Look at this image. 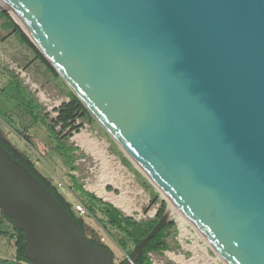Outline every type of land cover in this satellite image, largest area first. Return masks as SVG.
<instances>
[{"label": "water", "instance_id": "water-1", "mask_svg": "<svg viewBox=\"0 0 264 264\" xmlns=\"http://www.w3.org/2000/svg\"><path fill=\"white\" fill-rule=\"evenodd\" d=\"M3 1L220 257L264 264V0ZM0 211L24 231L34 264H137L168 224L163 215L116 263L1 144Z\"/></svg>", "mask_w": 264, "mask_h": 264}, {"label": "rangeland", "instance_id": "rangeland-1", "mask_svg": "<svg viewBox=\"0 0 264 264\" xmlns=\"http://www.w3.org/2000/svg\"><path fill=\"white\" fill-rule=\"evenodd\" d=\"M8 14L13 19L11 14ZM3 22L4 19L0 18V137L11 141L21 151L23 157H29L33 162H37L36 168L39 172L49 178L70 202H75L76 197H83L80 194L83 192L82 189L94 191L90 187L99 184L103 174L107 179L111 175L121 179L120 183L126 188L125 191L109 184L106 188L111 190H106L121 195L115 197L122 201L129 198L131 201L129 205L137 210L133 215L130 214V217L138 221L157 219L158 211L162 203H165L163 215H167L168 224L173 223L166 230L169 233L166 238L168 249L163 254L149 253L152 264H180L178 260L181 258H184L185 262L181 264H227L190 221L178 209L175 211L170 206L97 119L88 122L79 118L75 124L79 126L78 130L62 131L60 125L56 124V118L60 107L69 102L70 87L60 75L50 72L30 47L19 42L13 29H3ZM12 78L20 82L29 97L35 100L38 108L32 111L33 103L29 98L23 102L22 94L16 93L11 87ZM79 134L105 143L109 155L119 161L125 171L118 174L115 164H110L109 168L103 170V163L107 159L103 156L97 157L80 149L76 152H67L69 146H80L75 140ZM134 172L138 178L133 177ZM128 174L132 175V181L126 180ZM74 177L79 186L69 190L64 184L72 185ZM142 182L146 183L148 190L141 186ZM136 186L142 189L141 192L134 191ZM82 218L89 235L113 250L116 263L128 259L129 252L122 250L118 244L123 234L109 224L100 207H95L94 214L88 211ZM6 230L10 235H0V264H6V260L13 264L16 256L13 227L0 211V231Z\"/></svg>", "mask_w": 264, "mask_h": 264}, {"label": "trees", "instance_id": "trees-1", "mask_svg": "<svg viewBox=\"0 0 264 264\" xmlns=\"http://www.w3.org/2000/svg\"><path fill=\"white\" fill-rule=\"evenodd\" d=\"M0 18L4 19L2 23L3 29H13L15 35L17 36L19 42L24 45L30 47L37 57L47 66L50 72L55 75H59L56 70L50 65V63L43 57L40 51L35 47V45L30 41L27 35L21 30V28L14 22V20L10 17V15L5 11H0ZM11 87L14 91L18 94H22L23 102L29 98L31 103H33V109L38 108L35 100L29 97L27 91L22 87L20 82L17 79L11 80ZM69 102L64 103L60 109L58 110V116L56 118V124L60 125L62 131L67 130H78L79 126H75L77 119L82 118L86 119L88 122H94V116L91 112L87 109V107L83 104V102L75 95V93L70 90L69 93ZM54 131V129H53ZM0 144L5 147L14 158L19 160L22 164H24L35 176H37L40 181L46 185V187L54 194V196L58 199L60 204L71 214V216L78 221L80 224L82 231L85 225L84 219L79 217L76 212L74 211L73 204L66 199L63 193L60 192L59 188L52 183V181L45 177L43 174L39 172L36 168L35 162L32 161L29 157H23L21 151L15 147V145L2 137H0ZM61 149H65V147H61ZM70 148H68V151ZM73 150V149H72ZM71 150V151H72ZM72 157L71 155L69 156ZM82 196L84 201L87 203L88 211L91 214L95 213V206L98 201L96 197L86 191L83 190ZM154 203H156V198L154 199ZM107 219L109 224L115 228L117 231L123 234L118 240V244L122 250L129 252L131 255L134 247H136L155 227L158 223L159 219L163 216L165 212V203H162L161 208L158 211L157 219L155 220H143L137 221L133 218L126 217L123 213L114 207L113 205H107L105 209L102 211ZM2 216L5 217L9 222H11L13 227V232L15 236V246H16V256L15 262L13 264H34L31 260L28 259L26 256V237L24 231L16 228L13 223V219L10 217L5 216L2 213ZM2 219V218H1ZM2 222L5 221L2 219ZM173 223H169L165 228L157 233V235L152 238L146 247L144 248L143 255L139 257L137 264H152L150 259L149 253L155 252L158 254H163L165 250L168 249V242L166 238L168 237L169 233L166 232L168 228L172 226ZM0 235H10L9 231H0ZM91 241L93 244L98 245L96 242ZM126 260L122 261L125 262ZM6 264H10L9 260L5 262Z\"/></svg>", "mask_w": 264, "mask_h": 264}, {"label": "crops", "instance_id": "crops-1", "mask_svg": "<svg viewBox=\"0 0 264 264\" xmlns=\"http://www.w3.org/2000/svg\"><path fill=\"white\" fill-rule=\"evenodd\" d=\"M90 136H86L85 134H79V135H77L76 137H75V140H77L78 142H79V144H80V146L79 147H77V146H69L70 147V151L69 152H72V151H77V150H84V151H86V152H90V153H92V154H94L95 156H97V157H101V156H103V157H105V158H107L105 161H104V163H103V170L105 169H107V168H109V165L110 164H115V159L113 158V156H110V155H108L109 153H108V151L106 150V153H105V156H104V154H101V148H103L104 146H106V149H107V145L106 144H103V143H101V142H98L97 140H95V139H92V138H90ZM34 139H36L35 137H34ZM96 141V142H95ZM65 143V142H64ZM100 144V145H99ZM73 149V150H72ZM72 150V151H71ZM97 150V151H96ZM95 151H96V153H95ZM108 153V154H107ZM111 157V158H110ZM113 159V160H112ZM35 162V161H34ZM38 163L37 162H35V165H37ZM115 167H117L116 165H115ZM77 167H75V169H76ZM118 169V167L116 168V170ZM119 170V169H118ZM117 170V171H118ZM116 171V172H117ZM122 172L123 171H125V170H121ZM120 170L118 171V172H120L121 174H122V172H121ZM120 173H118V174H120ZM116 174V173H115ZM133 177L134 178H138V175H137V173H133ZM133 177H132V175H130V174H128V176H127V178H126V180H128V181H132L133 180ZM70 179H71V176H70ZM73 180V179H72ZM74 182L72 183V185H66V184H64V186L66 187V188H68L69 190H74V189H76V187L77 186H79V183H78V181H77V179L74 177V180H73ZM120 181H121V179L120 178H118V177H116L115 175L113 176V175H111L108 179L102 174L101 175V177H100V180H99V184H97V185H93L92 186V189L94 190V191H88V190H85V189H82V190H84V191H86V192H88V193H90V194H92V195H94L95 197H96V199L98 200V201H100V203L99 202H97L96 203V206L95 207H100V209L103 211V209H105L106 208V206L107 205H113L114 207H116L117 209H119L122 213L123 212H125L127 215H125L124 213H123V215H125L126 217H130V214L131 215H133L137 210L136 209H133L132 208V206H130L131 205V201L129 200V198H126L125 200H123L122 201V203H121V205L119 206V205H117L113 200H111V199H109L108 197L110 196H113V197H115V196H121V195H115V194H113V193H109L108 191H110L111 189L110 188H106V186H107V184H109V186H113V187H116L117 189H119V190H123V191H125V187L123 188V185H122V183H120ZM138 181V180H137ZM143 183V185H141L140 183V185L145 189V190H148V186H146V183H144V182H142ZM101 187V188H100ZM101 189H103L104 191H102L101 192ZM106 189H108V191L106 190ZM141 188L140 187H138V186H136V187H134V191L135 192H141ZM122 191V192H123ZM80 194H82L81 192H80ZM105 194V195H104ZM107 198V199H106ZM76 199H83L84 200V198L82 197H76ZM76 201V200H75ZM85 203H86V201H84ZM72 204L74 203V202H71ZM130 204V205H129ZM86 206H87V203H86ZM88 208V207H87ZM130 218H132V217H130ZM134 219V218H133ZM136 220V219H135ZM138 221V220H137Z\"/></svg>", "mask_w": 264, "mask_h": 264}, {"label": "bare ground", "instance_id": "bare-ground-1", "mask_svg": "<svg viewBox=\"0 0 264 264\" xmlns=\"http://www.w3.org/2000/svg\"><path fill=\"white\" fill-rule=\"evenodd\" d=\"M0 6H3V7H5V8H8V6L6 5V3L3 1V0H0ZM8 11H9V13L12 15V17L17 21V23L22 27V29H24V31L25 32H27V34L29 35L30 33L27 31V29L23 26V24L19 21V19L14 15V13L11 11V9L10 8H8ZM90 139V138H89ZM96 142V141H95ZM103 144H105V143H103ZM100 145V144H99ZM106 146H104L103 148H101V154H104V156H105V153H106ZM108 154V153H107ZM109 155V154H108ZM114 158V157H113ZM113 160V159H112ZM115 165L118 167V169L121 171V170H125V168L121 165V163L119 162V161H115ZM116 167V168H117ZM118 170V171H119ZM117 171V172H118ZM122 172V171H121ZM120 173V172H119ZM90 188H92V186L90 187ZM101 188V187H100ZM102 191H104L103 189H101V192ZM105 195V194H104ZM109 199H111V200H113L117 205H121V203H122V200L120 199V198H118V197H113V196H109L108 197ZM107 199V198H106ZM170 203V206L173 208V209H175V211L177 210V208L171 203V202H169ZM174 212V211H173ZM194 228H195V226H194ZM197 230V229H196ZM202 236V235H201ZM203 237V236H202ZM204 238V237H203ZM205 239V238H204ZM206 240V239H205ZM206 242L209 244V242L206 240ZM210 245V244H209ZM211 246V245H210ZM212 247V246H211ZM213 248V247H212ZM214 249V248H213ZM215 250V249H214ZM216 251V250H215ZM218 254V253H217ZM218 256L220 257V255L218 254ZM221 258V257H220ZM184 258H181L180 260H178V262L181 264V263H185L184 261Z\"/></svg>", "mask_w": 264, "mask_h": 264}, {"label": "built area", "instance_id": "built-area-1", "mask_svg": "<svg viewBox=\"0 0 264 264\" xmlns=\"http://www.w3.org/2000/svg\"><path fill=\"white\" fill-rule=\"evenodd\" d=\"M73 208L75 212L78 213L81 217L85 216L88 212V208L83 199H76V201L73 203Z\"/></svg>", "mask_w": 264, "mask_h": 264}, {"label": "flooded vegetation", "instance_id": "flooded-vegetation-1", "mask_svg": "<svg viewBox=\"0 0 264 264\" xmlns=\"http://www.w3.org/2000/svg\"><path fill=\"white\" fill-rule=\"evenodd\" d=\"M83 233L85 235V237L88 239V240H92L94 242H96L98 245H102L103 247H106V248H109L107 245L105 244H101L99 243L95 238L91 237V235H89L88 231H87V228L85 227L84 225V228H83ZM113 251V250H112ZM114 253V252H113ZM122 263V262H121Z\"/></svg>", "mask_w": 264, "mask_h": 264}]
</instances>
